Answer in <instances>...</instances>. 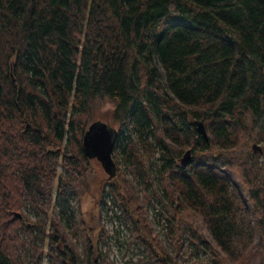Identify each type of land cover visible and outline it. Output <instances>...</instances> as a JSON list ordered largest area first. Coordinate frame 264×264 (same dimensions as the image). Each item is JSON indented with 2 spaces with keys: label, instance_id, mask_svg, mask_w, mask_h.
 Masks as SVG:
<instances>
[{
  "label": "trees",
  "instance_id": "1",
  "mask_svg": "<svg viewBox=\"0 0 264 264\" xmlns=\"http://www.w3.org/2000/svg\"><path fill=\"white\" fill-rule=\"evenodd\" d=\"M106 100L136 264H182L183 239L202 264H264V0H0V264H112L72 208Z\"/></svg>",
  "mask_w": 264,
  "mask_h": 264
},
{
  "label": "rangeland",
  "instance_id": "2",
  "mask_svg": "<svg viewBox=\"0 0 264 264\" xmlns=\"http://www.w3.org/2000/svg\"><path fill=\"white\" fill-rule=\"evenodd\" d=\"M112 109L113 105L110 101L106 100L102 102L94 112V120L106 121L113 127ZM259 144L262 146V143ZM116 155H118V149L114 148L113 157L115 161H117ZM118 159H120L119 156ZM89 176L93 184L92 189L86 192L81 199L77 196L73 197L72 208L77 209L78 207H81L83 217L85 219L87 218L89 221L91 220V215L95 214V216H98L91 221V225L93 226L91 234L94 237L101 230L99 222H101L102 226L107 229L108 234L106 240L99 241V248L104 257L110 260L112 264H133V262L136 264L142 247L136 241L131 240L129 224L123 217L119 216V207L113 200V192L109 190L108 174L97 157L91 158L89 164ZM101 188H105L108 192L106 201H98ZM72 208H66L65 206L67 211H69V209L73 210ZM160 212L159 208L155 207L153 204L149 205V217L151 223L166 247L171 249L172 236L168 233L167 222ZM76 241L78 243V248L82 250V239L77 238ZM183 241L184 242H182L178 250L180 262L182 264H202L200 262L202 257L199 258L198 253L191 251V249L188 248L186 239H183ZM201 255L202 253H200V256ZM43 264H52V261L47 254H45L43 258Z\"/></svg>",
  "mask_w": 264,
  "mask_h": 264
},
{
  "label": "water",
  "instance_id": "3",
  "mask_svg": "<svg viewBox=\"0 0 264 264\" xmlns=\"http://www.w3.org/2000/svg\"><path fill=\"white\" fill-rule=\"evenodd\" d=\"M198 131L208 138V132L202 120H195ZM84 148L89 157H97L105 171L112 176L116 172V161L113 151L116 143V129L106 121L94 120L84 135ZM255 150H262L259 143H253ZM192 150L188 148L181 156V165L186 166L192 160ZM18 215L20 213H17Z\"/></svg>",
  "mask_w": 264,
  "mask_h": 264
}]
</instances>
